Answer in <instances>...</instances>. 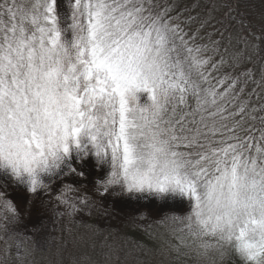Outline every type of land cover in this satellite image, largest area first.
I'll use <instances>...</instances> for the list:
<instances>
[{"label": "snow or ice", "instance_id": "6c2138e0", "mask_svg": "<svg viewBox=\"0 0 264 264\" xmlns=\"http://www.w3.org/2000/svg\"><path fill=\"white\" fill-rule=\"evenodd\" d=\"M71 6V42L62 39L56 0L2 6L9 23L0 29V161L17 175L28 173L35 191L36 170L58 167L87 136L95 154L110 159L107 184L178 189L191 197V211L165 219L220 233L256 261L264 255V115L258 114L264 102L237 105L236 80L219 91L202 87L211 58L189 46L195 36L184 32L170 5L72 0ZM140 89L150 105L129 104Z\"/></svg>", "mask_w": 264, "mask_h": 264}, {"label": "rangeland", "instance_id": "374dc122", "mask_svg": "<svg viewBox=\"0 0 264 264\" xmlns=\"http://www.w3.org/2000/svg\"><path fill=\"white\" fill-rule=\"evenodd\" d=\"M224 1L153 3L170 5V14L174 18L178 15L184 32L195 36L189 46H201L204 58H211L204 66L209 79L200 82L202 87L217 86L218 91L225 87L234 80V73L225 84L217 85V81L224 79L229 68L237 63L236 69L241 70L236 80L237 105L243 100L258 107L264 102L260 99L264 97V63H258L259 73L254 82L250 70L256 60L255 49H264V0H228L229 4ZM31 2L15 0L21 7H28ZM11 3L13 0H0L1 7ZM71 5L72 0H56L57 23L66 42L72 40ZM234 10L243 13L235 17L238 23L231 14ZM202 21L207 23L202 25ZM193 79L198 77L194 74ZM134 95L136 100L130 99V105H150L147 90H135ZM192 103L189 98V105ZM237 105L230 108L235 110ZM110 172V159L97 156L87 136L80 137L79 148L70 147L58 167L36 170L41 186L35 191H29L28 173L21 169L17 176L6 162L0 161V264H243L230 248L198 258L180 245L170 228L173 222L165 217L190 213V196L178 189L126 194L122 183L97 191V181L105 180ZM88 199L95 202L91 207L86 203ZM63 200L74 203L79 211L68 215ZM9 202L13 210L8 209Z\"/></svg>", "mask_w": 264, "mask_h": 264}, {"label": "clouds", "instance_id": "9594fccd", "mask_svg": "<svg viewBox=\"0 0 264 264\" xmlns=\"http://www.w3.org/2000/svg\"><path fill=\"white\" fill-rule=\"evenodd\" d=\"M130 117L133 119H138L139 113L133 112L130 114ZM134 143H143V141H134ZM142 154H143L142 152H138V155H142ZM108 179H109V176H107L105 180L101 181L97 191H99L100 188H102L104 191L105 186L108 188L109 186H112V185L121 184V183L107 184ZM124 189H125L126 194L127 192H139L135 189L129 191L126 189L125 186H124ZM86 203L88 207H91V205L94 204L95 202L88 199L86 200ZM77 211H79V209L76 206L72 207V204L70 203L65 204V212L68 215H74ZM141 214L146 215V213H141ZM170 215L178 216L176 214H170ZM170 228L173 234L178 237L180 241V245L184 247L188 252L194 254L198 258H207L212 252L220 253L222 252L224 248H230L233 251H235V253L241 258L243 264H264V255H261L260 257H258L256 261H249L246 258V256H244L243 253L236 251V248H235L236 241L235 240H233L231 243H229L226 240H222L220 239V233H217L216 236L205 235L203 229H201L198 224L194 223L191 231H189L186 228H183V226L181 227L180 223H172L170 225ZM16 239H19V237H16ZM20 242L21 244H23L22 240Z\"/></svg>", "mask_w": 264, "mask_h": 264}, {"label": "trees", "instance_id": "16d2710c", "mask_svg": "<svg viewBox=\"0 0 264 264\" xmlns=\"http://www.w3.org/2000/svg\"><path fill=\"white\" fill-rule=\"evenodd\" d=\"M225 3L229 4L228 0L224 1ZM232 17L237 21V23L239 22L238 19H236L235 17L243 15L242 11L238 12L237 10H234L233 12H231ZM9 23V19L8 16L6 14H4V8L0 6V29H2L6 24ZM255 63L253 64L252 69L250 70V74L252 75V82H254V80L256 79L257 74L259 73V70L257 69V65L260 62L264 63V49L263 48H256L255 49ZM262 52V53H260ZM236 64H233L230 68L229 71L227 72V74L224 76V80L225 82L232 80L230 74L234 73L235 77L233 78L234 80H238L241 74V70H237L236 69ZM256 100L259 99L258 95H255Z\"/></svg>", "mask_w": 264, "mask_h": 264}]
</instances>
